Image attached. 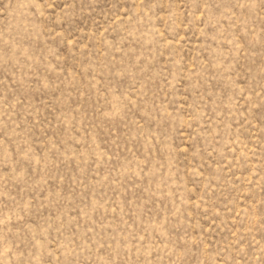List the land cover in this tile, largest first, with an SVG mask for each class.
I'll list each match as a JSON object with an SVG mask.
<instances>
[{
    "label": "rangeland",
    "instance_id": "1",
    "mask_svg": "<svg viewBox=\"0 0 264 264\" xmlns=\"http://www.w3.org/2000/svg\"><path fill=\"white\" fill-rule=\"evenodd\" d=\"M0 264H264V0H0Z\"/></svg>",
    "mask_w": 264,
    "mask_h": 264
}]
</instances>
